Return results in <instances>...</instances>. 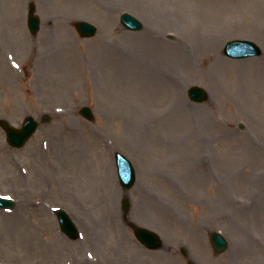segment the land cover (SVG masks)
<instances>
[{
	"label": "rangeland",
	"instance_id": "rangeland-1",
	"mask_svg": "<svg viewBox=\"0 0 264 264\" xmlns=\"http://www.w3.org/2000/svg\"><path fill=\"white\" fill-rule=\"evenodd\" d=\"M123 12L145 29H125ZM80 20L98 34L80 37ZM187 20L220 40L218 65L205 45L178 40ZM233 39L262 55L228 58ZM192 86L206 99L191 101ZM86 105L93 120L80 113ZM45 113L51 120L22 150L0 126V194L16 201L0 210V264H264V0H0V120L19 127ZM117 151L136 168L129 191L117 181ZM56 208L77 238L60 230ZM130 223L158 232L163 247H143ZM211 230L228 238L224 253L213 252Z\"/></svg>",
	"mask_w": 264,
	"mask_h": 264
},
{
	"label": "water",
	"instance_id": "water-1",
	"mask_svg": "<svg viewBox=\"0 0 264 264\" xmlns=\"http://www.w3.org/2000/svg\"><path fill=\"white\" fill-rule=\"evenodd\" d=\"M30 22L31 29L35 32L38 28L39 20L32 13L30 15ZM122 22L127 28L132 30H139L142 28L141 23L129 14L123 15ZM77 29L83 37L91 36L94 33V28L92 26H88V24L86 23H79ZM226 53L233 58H244L247 56L259 54V50L251 42L233 41L227 46ZM189 94L191 99L195 101H203L206 98L205 92L197 87L191 88ZM82 113L88 119H92V114L89 108H84ZM2 126L6 130L9 143L15 147H21L35 132L37 123L32 118H28L24 123L23 128L20 130L10 127L6 122H3ZM116 162L119 179L123 188H131L136 181L133 165L121 153H116ZM12 205L13 203L11 200L0 197L1 208H11ZM124 208H128L127 202L124 203ZM57 214L63 231L71 237H76L77 230L69 216L64 211H58ZM135 232L137 237L148 247L155 249L160 246V239L154 233L143 228H136ZM211 242L215 250L218 252H221L225 250V248H227L226 240L218 233L211 234Z\"/></svg>",
	"mask_w": 264,
	"mask_h": 264
},
{
	"label": "bare ground",
	"instance_id": "bare-ground-1",
	"mask_svg": "<svg viewBox=\"0 0 264 264\" xmlns=\"http://www.w3.org/2000/svg\"><path fill=\"white\" fill-rule=\"evenodd\" d=\"M195 1V0H194ZM201 1V0H200ZM206 2L204 1L203 2V4H205ZM202 3H199V9H201V6L203 5ZM192 14H193V12H192ZM151 16H152V18H154L155 20H159L158 19V16H160L159 14H157V15H155V14H153V13H151ZM194 18V17H193ZM194 22V23H193ZM186 23H188V25H184V26H182V27H180L177 31V33H178V35H179V37H178V40L179 41H182V39L186 36V38L188 39V38H192V41L194 42V40L193 39H195V41H198L199 42V44H200V46L202 45H205V47H203L204 48V51L205 52H207V53H209L210 55H209V57H208V59H207V61L209 60H213L214 62L215 61H218V52L216 53V45L218 44V41H220L219 39H217V37H213V35H211L210 33L209 34H203L202 33V29H201V26L198 24V23H196L194 20H187V21H185V23L184 24H186ZM161 25H162V23H161ZM151 26V25H150ZM197 26H198V30H196V31H194V29L193 28H197ZM161 27H160V25H159V27H158V29H160ZM207 28H209V27H207ZM164 29V28H163ZM165 31V30H164ZM163 31V32H164ZM179 31H183V34L181 33V32H179ZM188 32H192V33H188ZM151 35V34H150ZM185 41V40H184ZM191 41V40H190ZM191 41V42H192ZM155 42V41H154ZM183 42V41H182ZM184 43V42H183ZM155 44H160V42H157V43H155ZM192 45H193V43H192ZM194 46V45H193ZM190 50H193V49H191V48H189L188 46H184L183 47V52H184V56L186 57V58H192L193 60L195 59V55H196V53H197V51H195V50H193V54H192V51H190ZM148 51H149V54H155V50L154 49H151V48H148ZM174 51H178V49L174 46ZM171 57H172V55H171ZM215 64L216 65H218V63L217 62H215ZM150 83H154V81L153 80H151L150 81ZM105 194V196L108 198V197H111L110 196V194H108V193H104ZM111 199V198H110ZM113 207V206H112ZM112 207H109V209H108V211L109 212H111L112 210H113V208ZM110 222V221H109ZM96 224H99L98 225V227H103V228H107V220L105 219V218H103L102 216H100V219L98 220V223H96ZM247 232H248V229H247ZM249 233V232H248ZM92 236V235H91ZM248 236V235H247ZM250 236V235H249ZM251 237V236H250ZM251 239V238H250ZM252 240H253V237H252ZM252 240H250V241H252ZM253 243H255L254 241H252ZM79 244H81L80 242H79ZM56 249H58L57 247H56Z\"/></svg>",
	"mask_w": 264,
	"mask_h": 264
}]
</instances>
